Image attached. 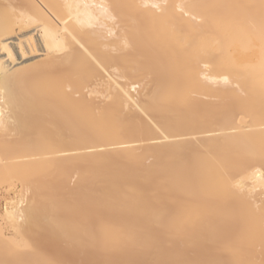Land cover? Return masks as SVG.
Wrapping results in <instances>:
<instances>
[{"label": "bare ground", "instance_id": "6f19581e", "mask_svg": "<svg viewBox=\"0 0 264 264\" xmlns=\"http://www.w3.org/2000/svg\"><path fill=\"white\" fill-rule=\"evenodd\" d=\"M0 264H264V0H0Z\"/></svg>", "mask_w": 264, "mask_h": 264}]
</instances>
